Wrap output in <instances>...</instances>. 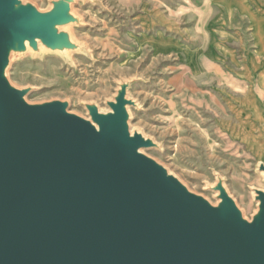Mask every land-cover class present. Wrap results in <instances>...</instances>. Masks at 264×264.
I'll return each mask as SVG.
<instances>
[{
  "label": "water",
  "instance_id": "95a60500",
  "mask_svg": "<svg viewBox=\"0 0 264 264\" xmlns=\"http://www.w3.org/2000/svg\"><path fill=\"white\" fill-rule=\"evenodd\" d=\"M0 0V264H264V191L246 219L215 173L217 204L145 154L162 146L131 131L133 79L117 83L108 112L82 103H29L8 78L12 59L90 55L74 5ZM264 175V164L257 167Z\"/></svg>",
  "mask_w": 264,
  "mask_h": 264
},
{
  "label": "rangeland",
  "instance_id": "374dc122",
  "mask_svg": "<svg viewBox=\"0 0 264 264\" xmlns=\"http://www.w3.org/2000/svg\"><path fill=\"white\" fill-rule=\"evenodd\" d=\"M27 1L45 11L51 0ZM98 1L73 8L85 26L71 32L90 55L12 59V85L33 88L29 103L67 101L88 118L82 103L106 113L117 83L135 80L128 98L141 109L130 108L131 131L162 146L145 154L214 205L208 185L220 174L251 221L253 189L264 191V0ZM160 40L169 50L158 51Z\"/></svg>",
  "mask_w": 264,
  "mask_h": 264
},
{
  "label": "crops",
  "instance_id": "0c3cea01",
  "mask_svg": "<svg viewBox=\"0 0 264 264\" xmlns=\"http://www.w3.org/2000/svg\"><path fill=\"white\" fill-rule=\"evenodd\" d=\"M222 2V3H226L227 2V0H219V2ZM159 37L161 38V36L159 35ZM258 44H259V46H258V49H259V54L260 55H264V46H263V38L262 37H260V38H258ZM156 48L158 49V51H166V50H169V46H168V44L167 43H161V40L157 43V45H156Z\"/></svg>",
  "mask_w": 264,
  "mask_h": 264
},
{
  "label": "bare ground",
  "instance_id": "6f19581e",
  "mask_svg": "<svg viewBox=\"0 0 264 264\" xmlns=\"http://www.w3.org/2000/svg\"><path fill=\"white\" fill-rule=\"evenodd\" d=\"M103 111V110H102Z\"/></svg>",
  "mask_w": 264,
  "mask_h": 264
}]
</instances>
